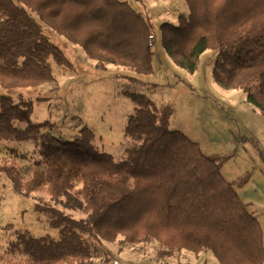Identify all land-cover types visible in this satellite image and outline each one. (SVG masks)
<instances>
[{
  "label": "trees",
  "instance_id": "obj_1",
  "mask_svg": "<svg viewBox=\"0 0 264 264\" xmlns=\"http://www.w3.org/2000/svg\"><path fill=\"white\" fill-rule=\"evenodd\" d=\"M185 2L190 14L160 27L166 53L194 73L201 55L217 50L215 82L246 92L248 103L264 114V0ZM0 14V86L6 90L55 85L51 58L73 67L42 24L81 46L99 69L154 73L152 23L129 0H0ZM125 94L136 105L125 133L137 145L122 161L93 145L91 129L65 141L52 134L53 124L31 123L32 102L15 104L0 96V142L34 139L41 156L32 169L12 162L0 170L59 230L57 240L19 236L17 245L30 264L86 263L96 255L97 242L119 237L131 245L155 240L166 257L209 250L220 264H264L262 227L223 176L227 158L207 156L183 132L170 131L169 106ZM40 127L49 131L40 135ZM38 191L48 198L36 197Z\"/></svg>",
  "mask_w": 264,
  "mask_h": 264
},
{
  "label": "rangeland",
  "instance_id": "obj_2",
  "mask_svg": "<svg viewBox=\"0 0 264 264\" xmlns=\"http://www.w3.org/2000/svg\"><path fill=\"white\" fill-rule=\"evenodd\" d=\"M129 0L130 4L152 23L156 37L152 48L154 73L148 76L125 71L115 66L99 69L85 50L43 25L45 35L67 56L73 67L59 66L49 60L55 85L38 88L6 90L0 86V96L32 102L31 123L54 125L52 134L72 141L87 127L95 135L93 145L116 161L137 142L125 133L127 120L135 111V103L125 92L144 95L158 107L169 106L173 114L170 131L183 132L197 143L207 156L226 157L222 174L234 185L251 213L259 220L264 242V114L248 103L242 90H226L213 77L217 50L204 52L194 73L177 66L166 53L160 40V27L178 24L176 16H188L185 0ZM3 16L0 14V20ZM26 128L28 124L20 125ZM40 135L49 130L40 127ZM16 151V152H15ZM41 160L37 141L0 142V167L14 166L32 169ZM246 179V180H245ZM36 197H47L37 192ZM77 216L82 217L80 214ZM50 215L35 210L33 198L18 193L11 179L0 170V255L3 264H30V257L17 245L19 236L59 239V230L50 225ZM97 253L82 264H220L214 254L187 250L170 257L163 255L160 244L153 240L140 245L96 243Z\"/></svg>",
  "mask_w": 264,
  "mask_h": 264
},
{
  "label": "built area",
  "instance_id": "obj_3",
  "mask_svg": "<svg viewBox=\"0 0 264 264\" xmlns=\"http://www.w3.org/2000/svg\"><path fill=\"white\" fill-rule=\"evenodd\" d=\"M156 37L154 34L149 36V47L153 48L155 45Z\"/></svg>",
  "mask_w": 264,
  "mask_h": 264
},
{
  "label": "crops",
  "instance_id": "obj_4",
  "mask_svg": "<svg viewBox=\"0 0 264 264\" xmlns=\"http://www.w3.org/2000/svg\"><path fill=\"white\" fill-rule=\"evenodd\" d=\"M177 17V19H178V16H176Z\"/></svg>",
  "mask_w": 264,
  "mask_h": 264
}]
</instances>
